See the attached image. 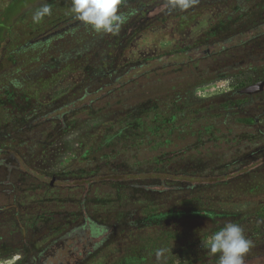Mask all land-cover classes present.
I'll use <instances>...</instances> for the list:
<instances>
[{"label":"trees","instance_id":"1","mask_svg":"<svg viewBox=\"0 0 264 264\" xmlns=\"http://www.w3.org/2000/svg\"><path fill=\"white\" fill-rule=\"evenodd\" d=\"M44 1L52 5V24L61 30L45 41L43 65L53 69L54 79L47 101L26 96L17 116L0 125V254L18 248L25 253L20 264H87L122 241L131 264H198L205 258L219 264V253L206 251L202 241L228 222L251 219L253 232L244 233L259 244L251 246L246 256L254 258L247 264H264L254 253L264 246V88L251 95L238 90L237 97L226 92L220 106L208 111L209 119L179 124L164 114L171 108L169 96L215 78L212 73L245 68L264 81V0L258 11L253 0H246L245 8L237 0L232 22L241 20L239 27L215 23L214 35L233 29L225 36H199L173 52L183 54L178 70L186 67L194 78L167 80L172 70L164 61L158 88L150 84V72L137 70L171 54L120 64L136 35L224 0H188L187 7L178 0H121L123 21L107 33L81 21L71 11L72 0ZM201 65L206 74L198 71ZM138 76H148L149 83L128 111L126 90ZM156 89L161 96L155 97ZM118 112L123 117L117 123L112 115ZM98 119L102 130L78 166L55 175L38 168L39 157L59 137ZM238 124L249 127L244 141L254 145H243L240 152L235 147L241 134L232 131ZM201 154L209 160L187 162ZM230 185L236 198L225 195ZM214 188L218 192L210 191ZM147 208L159 209L148 213Z\"/></svg>","mask_w":264,"mask_h":264},{"label":"rangeland","instance_id":"2","mask_svg":"<svg viewBox=\"0 0 264 264\" xmlns=\"http://www.w3.org/2000/svg\"><path fill=\"white\" fill-rule=\"evenodd\" d=\"M2 1L4 4L9 0ZM238 1H242L240 8H242L243 5L244 8L247 6L246 0ZM238 1L224 0L223 2L205 5L195 12L184 16H174L168 20L159 22L140 31L136 35L137 39L134 40L132 45L123 55L120 64L123 65V63H133L144 59L146 60L148 58H156L164 54H171L170 56L163 58L159 57L160 59H151L147 65H143L137 71H139L140 74H149L148 72H150L151 78L153 76L154 78L149 82L155 88H158L159 86L157 85H160V81H162L159 68L163 65L164 61L165 63L170 64V69L172 70V74L169 78H167V80H174L176 83H180L183 82L181 80H183L184 77L194 78L192 77L190 70L186 67H184V71L178 70V65L181 61H183V54L174 53L172 55V53L192 45V43L199 36H205L206 39L207 36H225L228 31L233 29V27H229L228 30H224V32H221L219 35H214V32L212 34V26L215 23L219 22L222 26L234 25L239 27L242 22L241 20L237 21L236 24L232 22L235 18L233 17L234 15L232 12L234 11ZM253 1L254 5L258 6L255 9L258 11L263 3H260V0ZM43 3H45L44 0L33 5L29 4L25 6L18 14L19 17L16 20V24L5 32V35L2 37L0 42V125L17 116V113H19L18 111L26 104L24 103V98L26 96H29L30 98L36 97L42 102H45L48 99V93H46V91L49 89V82L54 76L51 74L53 69L44 67L43 65V63L48 60V55L45 53V50H48V47H46L47 44L45 41L49 36L60 33L61 30L55 28L54 24H52V18H50V16H45L38 24L33 23L32 15ZM46 3H48L52 9V5L47 1ZM262 10H264V8H262ZM155 42L157 43V46L160 47L151 49L150 43ZM213 44L214 43L211 44V48L215 51L217 48L215 44ZM204 48L208 47L205 46ZM191 54L195 55L197 53L193 51ZM224 57L226 56H222L223 60L225 59ZM224 63L225 62L220 64L224 65ZM206 67L207 66L205 65H201V67L198 66V71L206 74ZM244 69L245 68H243L242 71H237L231 74L225 73L224 75H222V73H212L210 77L215 75V78L204 79L202 82H198V84H195L188 90L169 96L167 101L171 104V108H169L170 110L164 114L174 116V119H176L179 124L190 122L194 117L197 119L212 118V115H210L212 113H209L208 111L212 112L220 106L219 102L222 101L221 98L224 94H226V92H235L236 94L234 96L237 97L238 90L254 84L259 80L258 74L255 70L245 71ZM137 71L135 73L138 74ZM147 77L148 76H142L139 79L138 76L137 78H132L135 82H133L130 89L126 90L127 93L124 98L128 111L131 110L135 104L139 103L138 100H140L139 98L142 96L141 89L142 87H146L149 83L146 80ZM160 89L161 87L159 90ZM159 90L156 89L154 93L155 97L162 95V92ZM260 112L264 115V110H261ZM122 113L123 112H118L116 115H112L115 117L117 123L121 120V117H123ZM101 122L102 119L93 120L59 137L51 145L47 152L39 157V160H41L44 159L43 156H47L49 161H52V164L54 163L55 167L49 165V167L54 171H52V173L50 171L47 172L55 175L68 167L73 168L78 166L87 149L100 134L104 125L101 124ZM246 130H249V127L241 124L233 127L232 131L234 133L241 134V136L237 139L238 144L235 147L236 152H240L242 148L244 149V147H242L243 145H246L247 147H254V145L245 144L246 141L244 140L247 137L244 133ZM187 139L188 140H182V142L185 141L184 144L190 142L189 140H191V138ZM182 142L178 141V143L176 142L175 144L180 145ZM203 154H206V152ZM195 157V159H189L187 162L191 164L192 161L198 162L200 160L199 162H204L209 160L202 154ZM45 159L44 162H47ZM39 160L37 162H39ZM187 162L181 161V163L185 165ZM263 163L264 157L261 164ZM38 168L44 170L39 167V165ZM245 187L248 189L246 192L249 191V187ZM210 191L218 192V189L214 188ZM236 194H238L236 187L230 185L228 187V193L225 195L227 197L236 198ZM156 209L159 208H147L145 211L149 213ZM254 223L255 222L253 220L249 219L239 223V225L243 228V230L247 229V231L251 233L253 232L251 230ZM251 236L252 234L249 235V238ZM119 240L121 241L122 239L120 238ZM251 240L254 241L255 239L252 238ZM258 244L259 243L255 242L252 246H256ZM126 252L127 251L124 248L122 241L119 243L115 242L112 246H108L104 250L100 251L96 256L90 259L87 264H131V262L126 261L127 259H124ZM20 253L21 257L18 258ZM22 253L23 250L17 248L12 250L10 253L0 254V264H20L22 261L21 259L23 258ZM254 253L264 257V246L263 248H257ZM253 258L254 256L252 258H248V256H246L244 264L252 261L251 259ZM210 260V258H205L198 264H208ZM256 264L259 263L256 262Z\"/></svg>","mask_w":264,"mask_h":264},{"label":"clouds","instance_id":"3","mask_svg":"<svg viewBox=\"0 0 264 264\" xmlns=\"http://www.w3.org/2000/svg\"><path fill=\"white\" fill-rule=\"evenodd\" d=\"M121 0H72L71 11L85 24L91 25L97 32H112L123 21L118 13ZM181 7L188 6V0H178ZM52 13L51 6L43 3L32 15L33 23H40ZM209 253H219V264H244L252 242L243 228L228 222L210 237L202 241Z\"/></svg>","mask_w":264,"mask_h":264},{"label":"flooded vegetation","instance_id":"4","mask_svg":"<svg viewBox=\"0 0 264 264\" xmlns=\"http://www.w3.org/2000/svg\"><path fill=\"white\" fill-rule=\"evenodd\" d=\"M29 4L33 5L35 2L20 3L19 0H9L3 4V1L0 0V42L2 37L5 35V32L16 24V20L19 17L18 14L20 11ZM22 254L23 258L21 260L23 261L25 258L24 251ZM93 257H91V259Z\"/></svg>","mask_w":264,"mask_h":264},{"label":"water","instance_id":"5","mask_svg":"<svg viewBox=\"0 0 264 264\" xmlns=\"http://www.w3.org/2000/svg\"><path fill=\"white\" fill-rule=\"evenodd\" d=\"M263 88H264V81H259V82L251 84V85L239 90V93L251 95V94H254V93H257V92L263 90ZM53 180H55V176L53 177Z\"/></svg>","mask_w":264,"mask_h":264},{"label":"crops","instance_id":"6","mask_svg":"<svg viewBox=\"0 0 264 264\" xmlns=\"http://www.w3.org/2000/svg\"><path fill=\"white\" fill-rule=\"evenodd\" d=\"M151 44V46H150V48L151 49H155V48H159L160 46H157V43L155 42V43H150ZM43 158L47 161V162H44V159H41V160H39V162H38V164L37 165H39V167H41L42 169H44L45 171H50V172H52V171H54V170H52V168H50L49 167V165H52L53 167H55V165H54V163L52 164V161H49V159L47 158V156L45 157V156H43ZM46 163V164H45ZM55 169V168H54ZM56 170V169H55ZM51 236H53V235H51ZM50 236V237H51ZM44 244V241L43 242H41V244L40 245H43ZM21 253L18 255L19 257L18 258H20L21 256Z\"/></svg>","mask_w":264,"mask_h":264}]
</instances>
